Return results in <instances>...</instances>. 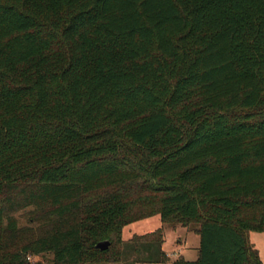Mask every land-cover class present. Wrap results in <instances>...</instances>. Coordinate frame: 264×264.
Masks as SVG:
<instances>
[{"label": "trees", "instance_id": "obj_1", "mask_svg": "<svg viewBox=\"0 0 264 264\" xmlns=\"http://www.w3.org/2000/svg\"><path fill=\"white\" fill-rule=\"evenodd\" d=\"M155 216L172 264H262L264 0H0V264H118Z\"/></svg>", "mask_w": 264, "mask_h": 264}, {"label": "rangeland", "instance_id": "obj_2", "mask_svg": "<svg viewBox=\"0 0 264 264\" xmlns=\"http://www.w3.org/2000/svg\"><path fill=\"white\" fill-rule=\"evenodd\" d=\"M13 217L18 221L20 226L27 225V219L25 215V211L17 212L13 215ZM195 226H190L188 228V232H192L191 230ZM158 229L163 230V236L165 233L166 238V244L165 249L167 251H171V249H174L176 246H178L176 240L179 239L181 241L182 236L184 234V230L180 226H169V225H163L158 216L141 220L139 222L132 223L124 228L123 234H122V240H123V257L122 261L118 264H134V262L140 257H138L131 249L132 243L131 238L134 235L142 236L148 233H152ZM198 237L194 236L193 234L187 235V243L190 246H194L195 244L198 245ZM248 243L258 251L259 258L262 264H264V233H258V232H249L248 234ZM34 261L40 262L41 260L36 259ZM42 264H50V259L47 258V260L43 261Z\"/></svg>", "mask_w": 264, "mask_h": 264}, {"label": "crops", "instance_id": "obj_3", "mask_svg": "<svg viewBox=\"0 0 264 264\" xmlns=\"http://www.w3.org/2000/svg\"><path fill=\"white\" fill-rule=\"evenodd\" d=\"M184 234L182 236L181 241L176 240L175 243L178 244L174 249H171V251H167L165 249V244H166V238H165V233H164V242L162 244V251L166 253V255L169 258V263L166 264H172V262L176 261L178 258H182L186 262H194L198 258V247H199V242L198 245L190 246L187 243V235L193 234L194 236L198 237L199 241V236L194 234L193 232H188L186 228H183Z\"/></svg>", "mask_w": 264, "mask_h": 264}, {"label": "water", "instance_id": "obj_4", "mask_svg": "<svg viewBox=\"0 0 264 264\" xmlns=\"http://www.w3.org/2000/svg\"><path fill=\"white\" fill-rule=\"evenodd\" d=\"M110 243L108 241H102L96 244L95 248L99 251H105L109 248Z\"/></svg>", "mask_w": 264, "mask_h": 264}, {"label": "built area", "instance_id": "obj_5", "mask_svg": "<svg viewBox=\"0 0 264 264\" xmlns=\"http://www.w3.org/2000/svg\"><path fill=\"white\" fill-rule=\"evenodd\" d=\"M27 260H28V261H31V258H30V257H28V258H27Z\"/></svg>", "mask_w": 264, "mask_h": 264}]
</instances>
